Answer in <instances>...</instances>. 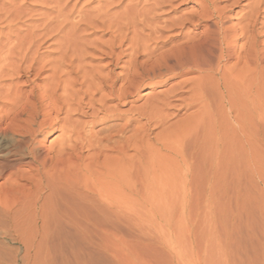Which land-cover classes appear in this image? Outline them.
I'll return each mask as SVG.
<instances>
[{
  "label": "bare ground",
  "instance_id": "obj_1",
  "mask_svg": "<svg viewBox=\"0 0 264 264\" xmlns=\"http://www.w3.org/2000/svg\"><path fill=\"white\" fill-rule=\"evenodd\" d=\"M198 1V12L164 28L179 35L189 24L206 22L203 36L140 62L158 33L153 15L172 0H145L150 8L136 2L121 16L111 0L74 23L63 13V0H41L56 15L34 22L18 0H0V235L48 243L44 232L53 224L114 226L140 198L144 135L167 124L170 108L194 121L227 105L240 114V104L264 99V0H228L230 7L247 8L240 26L227 25L223 0ZM98 27L112 35L109 51L100 53L107 62L95 66L88 62L94 43L83 33ZM178 78L153 101L130 108V118L119 111L145 82L152 89ZM124 119L93 131L99 122ZM54 132L59 137L47 145ZM131 148L138 161L132 168ZM32 228L36 234L29 237Z\"/></svg>",
  "mask_w": 264,
  "mask_h": 264
},
{
  "label": "rangeland",
  "instance_id": "obj_2",
  "mask_svg": "<svg viewBox=\"0 0 264 264\" xmlns=\"http://www.w3.org/2000/svg\"><path fill=\"white\" fill-rule=\"evenodd\" d=\"M109 1L63 0V13H69L73 23L79 22L104 10ZM137 1L114 0L118 7L113 13L121 16L126 7ZM138 2L139 7H151L145 0ZM231 3L228 0L220 3L221 8H226L225 21L228 26H240L247 8L230 7ZM18 4L23 5L33 22L56 15L52 13H55L53 6L41 0H18ZM199 6L198 0H172L158 10L152 20L158 33L138 60L143 62L190 39H200L209 23L189 24L179 35L164 28L172 19L198 12ZM83 34L94 43L90 54L95 55L88 62L95 66L105 64L107 61L100 59V53L109 51L111 30L90 28ZM261 45L264 46V36ZM121 71L120 67L116 70ZM181 80L152 89L145 82L139 95L118 109L130 118V108L144 106ZM261 98L259 101L252 97L240 104V114L230 113L227 105L219 108V112L203 113L194 121L184 115L185 110L170 108L164 127L153 125L146 131L142 161L134 158L132 148L128 152L131 168L141 162L139 200L128 193L129 201L134 204L136 201L137 208L119 216L114 226L74 228L63 222L62 227L56 225L58 232L53 224L44 232L48 243H22L20 239L0 235V264H264V99ZM123 123L125 119L99 122L93 131L99 133L108 125ZM59 135V132L51 134L47 145ZM32 229H28L29 233L27 230V236L36 234Z\"/></svg>",
  "mask_w": 264,
  "mask_h": 264
}]
</instances>
